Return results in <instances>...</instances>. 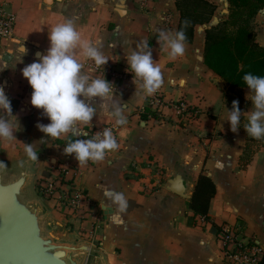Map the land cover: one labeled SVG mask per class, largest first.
Segmentation results:
<instances>
[{"label":"crops","instance_id":"0c3cea01","mask_svg":"<svg viewBox=\"0 0 264 264\" xmlns=\"http://www.w3.org/2000/svg\"><path fill=\"white\" fill-rule=\"evenodd\" d=\"M46 2L0 0V6L15 20L13 37L0 42V69L7 67L0 71V85L11 102L12 116L0 111V118L16 130V141L0 140V162H22L26 159L23 144L40 141L32 189L43 207L53 208L36 194L37 180L58 172L69 177L71 169L79 166L56 141L82 137L69 132L49 143L37 128V124L49 121L30 106L31 89L21 76V69L37 59L36 53L46 52L47 34L55 25L72 20L82 39L98 43L109 59L107 63L122 70L127 68L129 46L134 48L139 40H148L152 59L163 75L157 93L166 101H183L197 114L184 123L165 111L160 119L143 121L140 109L149 97L134 95L132 75L115 83V94L126 103L127 123L117 132L119 148L92 168H81L76 179L85 193L89 212L64 223L52 220L63 226L65 242L88 248L86 264H224L216 226L230 228L238 238L251 241L264 253V138L247 136L243 129L245 115L235 133L224 120V107L231 111L234 100L239 101L242 113L251 110V102L245 99L248 89L228 92L203 64L207 28L196 26L192 42L185 43L184 54L169 61L157 43L156 30L177 31L179 14L173 0H150L144 9L137 0ZM254 23L258 24L254 29L256 41L264 48V8ZM21 43L27 54L22 57L23 63H17ZM77 59L84 65L85 74L101 78L85 65L89 60L79 55ZM96 107L90 124L78 126V131L114 122ZM200 173L212 180L216 193L209 205L208 220L195 218V225H190L189 201L166 190V181L182 175L188 181V191L193 192ZM105 187L123 192L128 201L126 212L115 219L99 206L105 201Z\"/></svg>","mask_w":264,"mask_h":264},{"label":"clouds","instance_id":"9594fccd","mask_svg":"<svg viewBox=\"0 0 264 264\" xmlns=\"http://www.w3.org/2000/svg\"><path fill=\"white\" fill-rule=\"evenodd\" d=\"M187 21H185V26ZM157 43L166 51L167 59L175 61L185 52L186 35L183 30L168 31L157 29ZM49 46L45 53H36L37 59L21 69V76L31 89L30 106L40 110L41 116L46 118L48 124H37L38 130L50 143L69 132L76 137L87 136V132L78 131V126L89 125L97 113V107L114 121L116 126L127 123L124 112L126 103H122L115 94L113 82L104 78H94L85 74L84 65L77 59L81 56L102 67L109 61L103 54L99 44L82 39L72 20H65L48 31ZM20 55L17 63H23L22 57L27 49L21 43L17 49ZM126 71L132 75L135 86L134 95L140 98L152 96L161 88L163 75L160 65L152 59V52L148 40H139L135 47L129 46L125 55ZM16 63V64H17ZM6 66L0 71H3ZM244 87L248 89L245 97L251 102V110L242 113L238 107L239 101L232 102L231 111L225 109L230 131L235 133L240 127L242 115L247 117L244 124L248 137L253 139L264 138V76L251 72L242 77ZM96 105V106H94ZM224 106V105H223ZM0 111L11 115V102L0 85ZM12 116V115H11ZM17 121V120H16ZM223 121V120H222ZM18 122V121H17ZM15 127L8 120L0 118V140L16 141L13 133ZM23 144L26 158L37 162L38 144ZM119 148L111 128H105L91 139H75L63 147L65 155H72L78 165H86L89 161L99 162L109 152ZM6 169L0 162V170ZM105 201L99 206L113 219L125 213L128 201L123 192L105 187L103 191Z\"/></svg>","mask_w":264,"mask_h":264},{"label":"water","instance_id":"95a60500","mask_svg":"<svg viewBox=\"0 0 264 264\" xmlns=\"http://www.w3.org/2000/svg\"><path fill=\"white\" fill-rule=\"evenodd\" d=\"M61 0H47L46 5ZM36 162L27 158L0 170V264H86L85 245L65 242L63 226L50 220L30 186ZM166 190L190 201L188 181L179 174Z\"/></svg>","mask_w":264,"mask_h":264},{"label":"trees","instance_id":"16d2710c","mask_svg":"<svg viewBox=\"0 0 264 264\" xmlns=\"http://www.w3.org/2000/svg\"><path fill=\"white\" fill-rule=\"evenodd\" d=\"M173 1L179 14L177 30H183L185 43H191L194 28L209 24L216 7L206 0ZM227 3L233 8H248L250 18L264 8V0H227ZM203 64L225 84L228 92L247 89L242 80L246 73L264 76V48L257 43L252 29L240 26L228 31L227 22L224 21L204 31ZM140 118L145 121L146 115L141 114ZM154 120L157 118L154 117ZM72 140H75L74 137L69 136L64 142L56 141V144L65 147ZM215 193L216 187L212 180L200 173L188 203L192 213L188 224L195 225V218L208 220L209 205ZM213 227L217 236L221 227ZM257 264H264V253Z\"/></svg>","mask_w":264,"mask_h":264},{"label":"built area","instance_id":"2783aa9c","mask_svg":"<svg viewBox=\"0 0 264 264\" xmlns=\"http://www.w3.org/2000/svg\"><path fill=\"white\" fill-rule=\"evenodd\" d=\"M141 8H147L150 0H137ZM15 20L13 15L6 13L0 6V42L13 37ZM86 66L96 75L115 83L127 80L131 74L126 70L116 69L106 63L103 68L97 67L92 61H87ZM165 113L174 115L180 123L188 122L196 116V112L191 106L183 101H166L157 92L150 96L146 103L141 107L140 114L146 115V120L160 119ZM121 126H116L114 122L99 128L87 129V136L82 139H91L97 133H102L105 128H111L113 135ZM96 162L89 161L83 166H74L69 177L58 172L55 176H44L37 180L35 185L36 194L45 202L51 203L53 208L63 211L64 215L74 218L89 212V205L86 202L84 191L77 185L76 179L81 173V168L90 169ZM80 217V216H79ZM204 220L203 218H199ZM216 240L220 246V254L224 264H257L262 256V250L251 241L238 238L233 230L228 227H221Z\"/></svg>","mask_w":264,"mask_h":264},{"label":"rangeland","instance_id":"374dc122","mask_svg":"<svg viewBox=\"0 0 264 264\" xmlns=\"http://www.w3.org/2000/svg\"><path fill=\"white\" fill-rule=\"evenodd\" d=\"M206 1L213 4L216 7V10L214 12V15H213L210 23L205 25V26H202L204 28H208L210 26H216V25H218L224 21L227 22L228 31H233L234 29H236L237 27H240V26H245V27L250 28L254 31L255 26L258 25V24L255 25V23H254L256 15L252 18L249 17V9L248 8H241V9L233 8L227 3V0H206ZM237 96L240 99V96L239 95H237ZM196 116H197V114H196ZM32 185H33V180H32L31 186H30V190L32 191V194H33ZM44 207H45L46 211L48 212V216L51 220L64 223V221H69L70 219H72V218L64 215L63 211H59L56 208H50V207L45 206V205H44Z\"/></svg>","mask_w":264,"mask_h":264}]
</instances>
